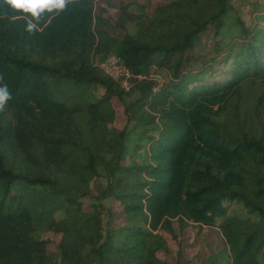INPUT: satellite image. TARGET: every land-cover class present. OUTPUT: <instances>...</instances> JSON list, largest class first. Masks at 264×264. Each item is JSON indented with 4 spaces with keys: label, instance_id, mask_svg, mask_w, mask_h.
<instances>
[{
    "label": "trees",
    "instance_id": "1",
    "mask_svg": "<svg viewBox=\"0 0 264 264\" xmlns=\"http://www.w3.org/2000/svg\"><path fill=\"white\" fill-rule=\"evenodd\" d=\"M98 3L73 0L29 33L0 0V85L12 94L0 112V264H165L162 233L176 240L175 230L215 225L227 264H257L249 260L264 242V0L250 2L248 18L232 0H125L113 17L111 0ZM110 53L146 78L123 89L93 65ZM161 73V85L148 78ZM53 82L73 93L58 97ZM246 84L257 85L251 114L240 101ZM114 99L142 129L141 164L123 163L130 131L113 125ZM100 171L106 184L84 211ZM105 199L115 204L104 223ZM227 202L246 215H228ZM47 231L60 234L57 258Z\"/></svg>",
    "mask_w": 264,
    "mask_h": 264
},
{
    "label": "rangeland",
    "instance_id": "2",
    "mask_svg": "<svg viewBox=\"0 0 264 264\" xmlns=\"http://www.w3.org/2000/svg\"><path fill=\"white\" fill-rule=\"evenodd\" d=\"M125 0H111V3L114 5L112 9H110L109 15L112 17L117 14L118 6L121 2ZM143 2L144 0H139ZM252 0H232L235 3L237 9L242 13L245 18H248V13L251 9V2ZM100 5L105 4V0H99ZM131 11L139 13L138 8L136 6L130 7ZM153 9V4L149 5V11ZM106 16V14H105ZM128 31L130 34H134L136 31V26L133 23H129L127 25ZM114 32V31H112ZM236 33L235 30L232 31ZM102 58L100 55L94 56L92 58L93 65L98 67V64ZM159 78V85L162 84L163 78L165 77L164 73L155 74ZM166 79V78H165ZM68 84V83H64ZM53 88L56 90V94L58 97L68 96L73 93L71 87H67L68 85H60L58 83H52ZM60 85V86H59ZM257 85H250L246 84L242 89V93L240 94V101L241 105L247 109H249V113L251 114V104L255 99V92H256ZM102 94V89L99 88L95 90L94 95L95 97H100ZM113 106L115 110V118L113 121V125L118 128L122 129L123 127H127L129 133V137L127 139V152L125 154V158L123 159L124 164H132L137 163L141 164L146 159L147 155V146L144 141H137L138 137L136 136L142 130L140 127L136 128L134 126V122H127L124 107L117 99H114ZM249 114V115H250ZM106 184L105 173L100 171V173L91 181L90 183V190L91 194L89 197H85L82 200V208L84 211L92 210V204L98 203L97 199L95 198L97 194L100 193L103 186ZM103 204V208L101 209V214L103 218V222H106L107 219V212L106 210L109 209L111 206H114L115 202L111 199H105L100 201ZM227 206V213L228 215L233 214H240L246 215V210L239 204L230 202L225 204ZM56 217H60V212L55 213ZM245 217V216H244ZM251 220H255L256 218L253 215L249 216ZM177 236L176 240H172L169 238L167 234H163L162 236L166 241V249L165 251H160L157 253V257L160 258L165 262V264H176L178 263H187V264H227L231 263L229 248L226 245L225 239L217 227L215 226H206L198 232L197 227L188 226V228L183 232V236H179V234L175 232ZM43 237L49 239L48 243V251L49 254L57 258L59 256V252L57 250V243L60 239L59 233H54L51 231L44 232ZM192 243V246L189 244ZM178 249L182 250V256L177 258V251ZM257 264H264V242L261 247L257 250H254L249 262Z\"/></svg>",
    "mask_w": 264,
    "mask_h": 264
},
{
    "label": "clouds",
    "instance_id": "3",
    "mask_svg": "<svg viewBox=\"0 0 264 264\" xmlns=\"http://www.w3.org/2000/svg\"><path fill=\"white\" fill-rule=\"evenodd\" d=\"M72 2L73 0H5L10 10L20 14L14 18L24 20L25 30L29 33L40 30V22L46 13H59ZM11 98L12 94L8 86L0 85V112L4 110Z\"/></svg>",
    "mask_w": 264,
    "mask_h": 264
},
{
    "label": "built area",
    "instance_id": "4",
    "mask_svg": "<svg viewBox=\"0 0 264 264\" xmlns=\"http://www.w3.org/2000/svg\"><path fill=\"white\" fill-rule=\"evenodd\" d=\"M98 67L108 77L118 82L125 90L129 89L139 80L146 78L144 74L132 72L114 53H110L100 60ZM148 78L159 82V78L155 74H149Z\"/></svg>",
    "mask_w": 264,
    "mask_h": 264
}]
</instances>
